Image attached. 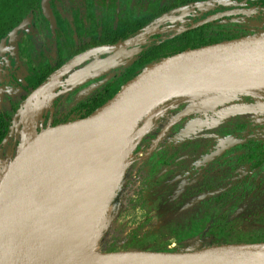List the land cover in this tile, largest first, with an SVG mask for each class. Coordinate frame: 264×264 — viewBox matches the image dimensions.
<instances>
[{"label": "flooded vegetation", "instance_id": "flooded-vegetation-1", "mask_svg": "<svg viewBox=\"0 0 264 264\" xmlns=\"http://www.w3.org/2000/svg\"><path fill=\"white\" fill-rule=\"evenodd\" d=\"M263 2L0 0V161L6 163L15 155L23 131L33 133L79 118L91 99L101 97L105 88L119 86L137 71V62L151 47L156 46L152 52L159 56L198 39H235L264 29ZM211 16L215 17L193 27ZM129 42V46L118 50H96ZM90 85H96L94 91L78 98V92ZM235 103L264 105V99L245 97ZM214 116L212 110L197 112L171 124L153 143L149 144L150 137L142 138L137 153L147 143L149 146L137 166L144 168L141 190L151 195L144 198V203L153 197L155 204L161 201L181 205L191 199L193 192L208 198L216 194V189L227 191L237 181L241 184L247 179L251 187L235 192L241 198L239 207L245 211L249 205H264V161H237L232 170L236 174L230 180L215 179L216 164L207 165L219 155L235 161L253 152L259 142L264 144V113L237 116L231 126H223L220 131L203 130L205 137L200 136L207 138L205 145L212 136L218 140L209 148L202 146V151L194 144L195 150L190 147L180 157L186 149L181 148L185 145L182 131ZM162 143L169 146L168 151L151 175ZM223 145L228 147L206 159ZM207 168L213 172L203 181L200 172ZM255 194L262 198L250 201Z\"/></svg>", "mask_w": 264, "mask_h": 264}, {"label": "bare ground", "instance_id": "bare-ground-1", "mask_svg": "<svg viewBox=\"0 0 264 264\" xmlns=\"http://www.w3.org/2000/svg\"><path fill=\"white\" fill-rule=\"evenodd\" d=\"M232 88L264 91V61L227 67L180 83L148 107L185 93L200 97ZM160 108L167 107L161 105L155 111L160 113ZM122 127L102 136L107 138L103 142H97L101 138H87L54 144L13 183L9 193L10 217L0 239V264L166 262L163 256L131 251H124L129 253L125 255L159 260L124 255L94 258L100 220L132 162L136 143L150 124L144 123L127 138L124 136L128 130ZM244 254L212 244L189 256L239 258Z\"/></svg>", "mask_w": 264, "mask_h": 264}, {"label": "water", "instance_id": "water-1", "mask_svg": "<svg viewBox=\"0 0 264 264\" xmlns=\"http://www.w3.org/2000/svg\"><path fill=\"white\" fill-rule=\"evenodd\" d=\"M214 17L215 16H211L208 19H204L194 24L193 27ZM130 44L131 42L117 43L115 45L102 46L96 48V50H118ZM263 61L264 31L186 49L144 67L133 78L121 85L119 90L111 98L101 104L87 117L81 120L48 126L38 132H28L23 141L20 142L16 154L7 163L0 179V239L4 234L10 217L9 193L13 183L48 148L56 143L87 138H101L98 139L97 142H103L107 138L102 136L122 126H124L122 128L126 127L125 129L128 130V133L124 136L127 138L128 134L133 131L135 125L141 120L145 112L154 107L161 105L165 106L166 103L176 99L186 97L187 100L191 101L220 93L229 94L228 96L239 93L255 94L256 91L260 90L232 88L222 92L205 94L200 97H196L193 93H185L177 97H172L164 103L148 107L153 100L180 83L202 77L208 73L227 67L249 65ZM196 102L191 104V106H193V108L190 109L191 112H193L191 114L205 112L203 110L196 111L199 104H203V102ZM190 110H185L174 117L170 125L185 117ZM129 121H131L130 124L126 125ZM190 128L191 127H188L183 130L181 135L184 136L189 133ZM226 147H228V145L217 148L210 153L206 159L217 155ZM215 245L223 246L228 251L240 250L245 252V254L239 258L189 256L204 247L176 252L149 250L127 251L136 253L144 252L151 255L155 254L166 257L167 259L164 264H264V242H241Z\"/></svg>", "mask_w": 264, "mask_h": 264}, {"label": "rangeland", "instance_id": "rangeland-1", "mask_svg": "<svg viewBox=\"0 0 264 264\" xmlns=\"http://www.w3.org/2000/svg\"><path fill=\"white\" fill-rule=\"evenodd\" d=\"M260 31H264V29L257 30L256 32ZM95 88L96 85H90L89 87L84 88V90L79 91L77 97L80 98L82 97V95H86L87 97L94 91ZM228 95L229 94L220 93L210 96L208 95L203 97L202 99H195L191 101L187 100V98L184 97L166 103L165 106L167 108H160V113L156 112V109L158 107L150 109L143 114L141 120L135 125L133 129L136 130L144 123L150 124L147 132L143 134L140 140L137 142L136 147L145 136L151 138L149 144L157 140L158 137L168 129L170 123H172L173 118L185 110L192 109L193 106H191V104L196 101L203 102V104H199V106L196 108V111L212 110L215 112L216 116L196 123L194 127L190 128L189 133L181 137V141H184L183 144H185L184 146H181V148L186 149L184 150V152H181L180 157H184L183 155L187 154L186 151L190 149V147H193L194 150L195 148L196 150L198 148L199 151H202L203 149H200L202 146L204 148H209L208 146L211 145V143L218 140V137L212 136L210 142L205 145V140H207V138H201V136L205 137L203 130L213 131L219 128L217 130L220 131L224 129L221 128L223 126H231L233 123L232 121L237 116H241L242 114L246 113H264V105L252 106L235 103L237 101H241L245 97H259L264 99V91H256L255 94L239 93L232 96ZM191 113L193 112H191L190 110V112H188L185 117L189 116V114L191 115ZM27 134L28 133L25 134V132L23 131L20 141H23ZM149 144L147 143V145L142 146V151L140 153H137L139 151L136 147L133 150L132 163L123 175L122 182L116 189L113 197L109 202L110 205L108 204L105 214L100 220L98 232L95 236V248L97 250V254L94 258L115 255L136 257L133 254L125 255L129 253L123 252L134 249L133 245L129 243L131 237L129 238L128 236L131 234H135L136 237H140L149 230L153 229L157 231L158 226H160L161 224L163 225V228L161 230L162 232L160 231L161 234L159 235V241L160 244L167 241L168 248L180 247L182 249H194L196 247H206L209 245L208 243L212 239V233L206 232V234H204L202 232L200 234L185 236V238L180 239L181 243L184 244H181L182 246H178V243L174 238L176 236L180 238L183 235H186V227L189 224V220H191L192 213L194 212L192 211V207L198 208L199 201L204 198L200 194L198 195L197 193L193 192L190 196L191 199L189 198L188 200H184L185 203H182L181 205H173L169 202L162 203L161 201H157V203L155 204L153 201L156 202V200H154L153 197L149 198V200H147L148 202L146 201L144 203V198L150 197L151 195L145 194L141 190L144 179V168H142L141 165L140 167L137 165H139L138 163L140 162V158L144 155V152L146 151ZM194 144L196 145L195 148ZM133 158L136 159V161H133ZM9 161V159L6 163L5 161L3 162V160L0 161V179ZM217 191H219V189H216V192ZM261 198L262 195L255 194L250 201H259ZM251 203L252 202H250V204ZM255 205L257 204H253V206L250 207L248 206V212L253 211L250 209L264 207V205L261 203L258 206ZM243 209L244 208L242 207L235 208L233 209L231 215L239 216L244 211ZM194 214L196 215L197 211ZM184 228L186 229L184 230ZM219 244L226 243L223 242ZM144 245H151V243L144 242ZM109 251H122V253ZM142 258L158 259L151 257L145 258L143 256L139 259Z\"/></svg>", "mask_w": 264, "mask_h": 264}, {"label": "trees", "instance_id": "trees-1", "mask_svg": "<svg viewBox=\"0 0 264 264\" xmlns=\"http://www.w3.org/2000/svg\"><path fill=\"white\" fill-rule=\"evenodd\" d=\"M223 40H230V39H209V40L198 39L196 42L186 43L174 51L165 52L159 54V56H154L155 53L152 52V50L156 48V46H154L153 48L151 47V51L148 50L146 56L137 62L140 63L139 64L140 68L137 71L133 72L132 74L128 75L125 80L127 81L133 78L144 67L160 59L179 53L186 49L200 47L202 45L212 44ZM126 81H121L119 86L117 85L116 87H109V89L105 88L104 91L101 93V97L93 98V100L91 99L87 105H84L85 111L80 115V117L72 121L81 120L87 117L88 115H90L101 104H103L109 98H111L119 90L120 86L123 85ZM180 136L182 135L180 134ZM261 143L262 142H259V144L255 146V150L253 152H249L247 154H244L243 156H239L238 159H235V161L230 160L228 158L227 159L222 158L219 155L213 161L214 163L211 161L212 163L210 162L209 164H207L209 167H213V165L216 164L214 166L216 172L215 179L230 180L231 176L234 175L235 173L232 170L234 169V166L237 164V161L242 162L244 160L248 161L253 159H257L258 162L260 161V159L264 161V144L262 143V146L260 147ZM168 147L169 146H167L164 143L160 144V147L156 151V154L158 155L159 153V156L156 158L150 169L151 175L155 174V172H157L158 169L157 166L159 164H162V154L164 155L168 151ZM255 163L256 162L253 161V164ZM217 168L220 171H216ZM212 172L213 171L210 169L208 170V168L200 172L202 175V180L204 181L208 179L212 174ZM163 175H161L160 177H163ZM249 187H251V184L247 182V179L243 180L241 184L240 182L237 181L227 191H218L216 192V194H213L208 198L206 197L202 198L199 201L198 208H193L192 210L194 212L192 213L191 220H189V224L186 227L187 229L184 228V230L186 229L187 232L186 235H183L180 238H178V236L174 237L176 242L178 243V246H182L184 244L181 243L180 239L185 238V236L200 234L202 232L204 234H206V232L212 233L211 236L212 239L209 241L208 243L209 245L219 244L223 242L224 243L264 242V207L263 208L257 207L254 209H250L253 210L251 212H248L247 209L246 212L243 211L242 214H240L239 216L231 215L233 209L241 206V198L235 196L236 195L235 192L242 188L247 189ZM250 206L253 205H249V207ZM196 211L198 215L194 214L196 213ZM162 228L163 225L161 224L160 226H158L157 231L153 229L149 230L140 237H136L135 234L129 235L128 237L129 238L131 237L129 243L133 245L134 247L133 250H149V251H161V252L163 251L176 252V251L189 250V249H182L180 247L168 248L167 241L162 242V244H160L159 235L161 234L160 231L162 230ZM144 242L151 243V245L145 246ZM156 244H160V245H156Z\"/></svg>", "mask_w": 264, "mask_h": 264}]
</instances>
